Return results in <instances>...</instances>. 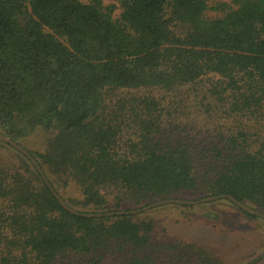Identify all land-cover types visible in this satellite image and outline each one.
Masks as SVG:
<instances>
[{
	"label": "trees",
	"instance_id": "obj_1",
	"mask_svg": "<svg viewBox=\"0 0 264 264\" xmlns=\"http://www.w3.org/2000/svg\"><path fill=\"white\" fill-rule=\"evenodd\" d=\"M0 131L45 132L28 150L81 212L218 194L264 212V0H0ZM0 145L18 159L0 158V264H223L156 241L150 213L67 211Z\"/></svg>",
	"mask_w": 264,
	"mask_h": 264
},
{
	"label": "rangeland",
	"instance_id": "obj_2",
	"mask_svg": "<svg viewBox=\"0 0 264 264\" xmlns=\"http://www.w3.org/2000/svg\"><path fill=\"white\" fill-rule=\"evenodd\" d=\"M103 1L105 4L117 2ZM209 14L217 13L211 11ZM47 136L45 132L39 131L22 145L27 149L36 148ZM0 158L12 165L18 163L15 153L1 145ZM145 212L150 213L146 215L152 216L156 221V241L188 240L204 244L221 258L223 264H264L262 217L247 216L220 199L196 205H162L143 213Z\"/></svg>",
	"mask_w": 264,
	"mask_h": 264
},
{
	"label": "water",
	"instance_id": "obj_3",
	"mask_svg": "<svg viewBox=\"0 0 264 264\" xmlns=\"http://www.w3.org/2000/svg\"><path fill=\"white\" fill-rule=\"evenodd\" d=\"M0 142H4L27 156L31 163L36 167V169L41 174L44 182L48 185L52 193L55 195V197L58 199L61 206L66 209L67 211L77 214V215H83L87 217H104V216H115V215H124V214H133V213H140L147 210H150L152 208L162 206V205H168V204H181V205H196L200 203H205L209 201L219 200V199H228L234 204H236L239 208L242 210L253 213L259 217L264 218V212L258 208H255L245 202H242L238 200L236 197L230 194H218V195H209L204 196L198 199H184V198H163L160 200H157L155 202H151L150 204H147L143 207L136 208V209H130V210H114V211H107V212H81L78 209L70 206L64 198L55 190V188L52 186L51 182L49 181L47 175L45 174L43 168L39 164L38 160L29 152L27 148H25L22 144L12 139L7 134L0 131Z\"/></svg>",
	"mask_w": 264,
	"mask_h": 264
}]
</instances>
